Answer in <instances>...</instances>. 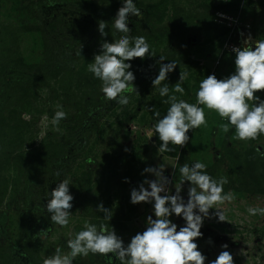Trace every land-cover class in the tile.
Segmentation results:
<instances>
[{"label":"rangeland","instance_id":"374dc122","mask_svg":"<svg viewBox=\"0 0 264 264\" xmlns=\"http://www.w3.org/2000/svg\"><path fill=\"white\" fill-rule=\"evenodd\" d=\"M112 1L0 0V120L7 118L0 121V264H43L57 246L67 254V239L82 230L85 221L114 227L127 244L145 230L149 214L155 218L150 203L130 202L132 188L145 178L155 179L152 173L142 174L143 169L167 165L164 175L174 194L179 166L196 160L207 165L205 170L214 179L226 177L224 192L234 196L221 206L226 220L205 218L203 235L195 238L207 257L205 264L223 250L230 251L234 264H264V216L247 211L264 207V189L252 187V172L245 175L248 184H244L239 162L252 151L258 161L264 156L256 150L258 144L264 150V135L256 140L233 139L234 128L223 132L220 126L227 120L208 109L207 126L193 130L185 146L176 145L175 155L158 152L161 142L155 132L151 138L146 135L155 123L154 111L163 116L169 107L162 102L167 97H160L151 83L160 55L167 57L163 63L180 62V71L173 78L169 73L162 83L174 85L181 70L188 72L184 84L194 87L186 97L176 96L195 103L200 82L196 77L231 74L233 46H241L249 36L253 41L264 38V0H135L142 13L129 17L130 34L144 36L155 55L136 58V90L125 106L105 100L100 81L95 83L87 70L103 40L119 38L110 28L106 37L98 31V22L110 25L122 6L107 11ZM206 13L209 24L202 20ZM173 22L181 25L176 32L187 28L184 43L170 39ZM61 105L67 117L54 131L51 118ZM12 150L22 155L15 159ZM63 179L74 197L67 227L52 225L42 207L47 203L44 193ZM189 184L186 181L181 190L185 201ZM101 202L111 209L110 221L97 211ZM170 219L184 224L181 217ZM45 229L47 236L41 239ZM74 264H107V259L90 253L77 257Z\"/></svg>","mask_w":264,"mask_h":264},{"label":"clouds","instance_id":"9594fccd","mask_svg":"<svg viewBox=\"0 0 264 264\" xmlns=\"http://www.w3.org/2000/svg\"><path fill=\"white\" fill-rule=\"evenodd\" d=\"M141 13L135 0H122V6L110 25L100 20L98 31L102 37L108 36L107 28L112 30L114 38L117 33L120 35L113 41L103 40L100 51L88 64L87 70L100 81L103 98L122 106L129 104V94L136 90L133 87L136 77L131 70V61L137 57L143 59L155 55L144 36L130 34L129 17H140ZM232 52L235 57L234 71L223 78H217L212 73L200 80L195 91V103L176 96V93L184 95L182 85L189 78L188 72L181 70L179 80L171 92L169 86L162 83L168 80V74L175 70L177 62L171 60L163 63L167 57L160 55L158 74L151 83L160 97H167L162 102L169 107L163 116L159 111H154L155 123L146 132L149 138L154 132L157 134L161 142L159 153L173 151L170 145L185 146L190 140V129L207 126L205 109L227 120L220 127L227 133L232 126L233 139L256 140L264 135V98L257 94L264 90V39L253 41L249 36L241 46H233ZM66 117L63 106H58L51 118L54 131H59L58 126ZM258 145L257 152L264 155V150ZM166 166L160 163L158 167H145L142 174L152 173L155 179L145 178L130 191L131 203L147 202L152 205L155 218L152 214L146 217L144 231L137 232L125 244L114 227L108 228L104 222L97 227L85 221L82 230L67 239L68 253L62 254L61 247L57 246L54 253L44 259L43 264H74L77 257H87L90 253L106 257L107 264H205L207 257L199 250L195 238L203 235L201 228L205 218L215 216L219 221L226 220L221 206L234 199L231 192H224L223 186L228 180L226 177L214 179L205 171L207 165L200 160L191 165L184 163L178 168L179 184L175 183L173 194L168 187L171 181L164 175ZM172 166L175 168V165ZM186 181L190 182L187 201L181 195ZM69 185L68 180L63 179L51 191L44 193L47 203L42 207L44 211L46 209L52 225L67 227L70 223L74 197ZM210 209L215 211L210 212ZM97 211L103 214L105 221L112 219L111 209L102 202L97 205ZM247 211L249 215L264 216V207H249ZM173 215L183 218L184 224L178 226L173 222L170 219ZM46 236L47 230H42L40 238ZM222 247L227 249L226 244ZM209 264H234L233 255L223 250Z\"/></svg>","mask_w":264,"mask_h":264},{"label":"trees","instance_id":"16d2710c","mask_svg":"<svg viewBox=\"0 0 264 264\" xmlns=\"http://www.w3.org/2000/svg\"><path fill=\"white\" fill-rule=\"evenodd\" d=\"M106 1H108V0H105V2ZM121 4H122V1L121 0H116V1L113 0L111 3H109V6H108V8L106 10L107 11L116 10ZM209 6H211L212 8L215 7L212 3L209 4ZM217 7L218 8H224L225 6H217ZM209 16L210 15L207 14V13L202 16V20H203V22L205 24H207V21H208V24H209V22H210ZM182 23H184L185 26H188L189 25V22H182ZM177 28H180L181 29V25L179 23L173 22L172 23V27H170V29H168L169 37H170V39H174V40H176V41H178L180 43H184V35H185V30L187 28H185L182 32H179L178 30L176 32V29ZM260 39H264V38L263 37H260ZM253 46H255V44H253ZM175 56H177V55L175 54ZM182 56L184 57V56H186V54L182 53ZM178 63L180 64V62H178ZM134 64L136 65V68L134 70H132V71L133 72H136L138 70V68H139V62L136 61V58H134L131 61V66L133 65L135 67ZM179 64H177L175 70H173L172 72H170V77L173 78V75L175 76L180 71L179 70L180 69ZM189 69L190 68H188V70ZM206 73H207V70H206V72L204 74L206 75ZM81 75H84V74H81ZM196 79H197L198 82L201 80L200 77H196ZM94 82L97 83L99 81L95 79ZM167 85L169 86V89H170V92H171V89L173 88L174 85H172V83L171 84L170 83H167ZM192 86L194 87V85H192ZM192 86H189V85H185L184 84L183 87H186V91H185L184 95H181L179 93H176V95H178L179 97H182V96L183 97H186L187 93L191 92ZM257 94L260 95L262 98H264V90H260ZM191 100L192 99L189 98V100H187V101L190 102V103H193ZM0 121H7V118H1ZM192 131L193 130L190 129L188 134L190 135V133H192ZM173 149L174 150L171 151V154H174V155L177 154V150H176L177 149V146H174ZM12 154H13V158H15V159H18L22 155L21 152L18 151V150H15V151L12 150ZM248 156L249 157H246L248 159L243 158L244 161H239V162H241L243 164L242 167L240 168V173H241L242 179L244 180V184L246 183L245 182V175L247 173H249V172H252V181H251L253 183L252 187L255 190H263L264 189V186H262V184H264V169H263L264 168V156L260 157V160L259 161H258V158H257L256 154L253 155V151H252V154H249ZM231 157L232 158H235V156L233 157L232 155H231ZM235 159H237V158H235ZM254 169H256L255 172H253ZM260 177H262L263 180H259ZM246 184H248V183H246Z\"/></svg>","mask_w":264,"mask_h":264},{"label":"built area","instance_id":"2783aa9c","mask_svg":"<svg viewBox=\"0 0 264 264\" xmlns=\"http://www.w3.org/2000/svg\"><path fill=\"white\" fill-rule=\"evenodd\" d=\"M168 187H169V185H168Z\"/></svg>","mask_w":264,"mask_h":264}]
</instances>
